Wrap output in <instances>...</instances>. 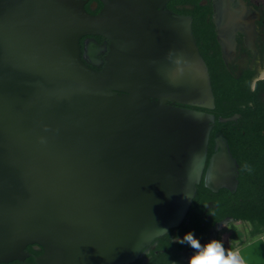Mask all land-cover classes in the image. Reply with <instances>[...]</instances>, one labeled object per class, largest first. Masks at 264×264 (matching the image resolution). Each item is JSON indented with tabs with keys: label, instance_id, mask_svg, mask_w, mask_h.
<instances>
[{
	"label": "water",
	"instance_id": "1",
	"mask_svg": "<svg viewBox=\"0 0 264 264\" xmlns=\"http://www.w3.org/2000/svg\"><path fill=\"white\" fill-rule=\"evenodd\" d=\"M169 1L93 14L87 0H0V263L36 245L38 264H131L184 220L215 116L175 104L213 109L215 95L193 19ZM85 36L109 42L101 70ZM216 148L207 186L234 190L223 136ZM238 250L264 264V235Z\"/></svg>",
	"mask_w": 264,
	"mask_h": 264
},
{
	"label": "flooded vegetation",
	"instance_id": "2",
	"mask_svg": "<svg viewBox=\"0 0 264 264\" xmlns=\"http://www.w3.org/2000/svg\"><path fill=\"white\" fill-rule=\"evenodd\" d=\"M103 7V0H87L86 9L90 13H98ZM167 8L175 13L192 17L193 33L208 67L211 83L214 80L220 87L226 86L228 89L243 91L250 87L252 91H257L255 97H258L264 105V84L259 85L260 81L263 80L256 83L253 90V82L264 69V0H171L168 2ZM81 46L85 63L95 70H101L106 63L105 56L109 52V42L102 36H85L81 39ZM240 101L239 97L233 102L229 101V104H240ZM175 105L215 116V107L204 109L179 103ZM239 106L244 110L247 108L245 103ZM235 115H239V117L234 119L236 121L230 127L233 130H238L241 128L239 124L244 116L241 113ZM212 125L206 164L199 183L203 184V188L199 192L197 187L195 197L184 220L178 226L171 228L165 235L148 244L137 259H144L145 262L152 261L153 255L165 252V250L159 249L161 243L170 240L173 245H178L179 243L175 242L174 238L183 239L188 232H193L195 237L208 233L210 239H217L219 229L223 225L234 226L237 221H242L247 222L251 227L248 221L229 216L224 220L217 219L221 215V203L225 202L227 207H232L236 203L239 196L240 178L246 175V171L241 170L242 166L236 157V153L246 155L247 149L243 147L233 148L223 133H212L215 128V121ZM220 136H223L227 141L228 152L236 161L238 186L234 190L221 188L214 191L207 186V170L211 158L217 152V139ZM259 153L264 155V148L260 149ZM260 160L264 161V156L260 157ZM261 169L260 174H264V163ZM198 192L200 193L199 196ZM262 235L253 237L251 241ZM186 246L187 244H183L180 249L181 262L175 261L172 264H185L188 261L194 250L185 252ZM26 252L28 255L22 260L0 264H38L37 258L44 251L36 245H29Z\"/></svg>",
	"mask_w": 264,
	"mask_h": 264
},
{
	"label": "trees",
	"instance_id": "3",
	"mask_svg": "<svg viewBox=\"0 0 264 264\" xmlns=\"http://www.w3.org/2000/svg\"><path fill=\"white\" fill-rule=\"evenodd\" d=\"M261 84H264V80L260 81L259 85ZM212 88L215 95L216 117L215 128L212 133H223L233 148L243 147L247 149L246 155L236 153V157L241 166L248 164L253 169L248 174L246 171V175L240 178L239 196L235 205L227 207L224 204L225 202L221 203V215L217 219L224 220L229 216L234 219L248 221L252 227L249 237H258L264 234V174H260L264 163L263 160H260V157L264 155L259 153L260 149L264 148V105L258 97H255L257 91H252L250 87L246 91L228 89L226 86L220 87L213 80ZM239 97L240 104L245 103L247 106L245 110L239 106V103L229 104V101L233 102ZM236 113H241L244 118L239 124L241 128L233 130L230 126L236 120L224 122L221 119L232 117ZM197 187L200 192L203 184H199ZM233 229L236 231L237 227L234 225ZM172 245L170 240L161 243L159 249L165 250L164 253L159 252V254L153 255V260L150 262H145L144 259L139 258L132 264H172L175 261L181 262L180 249L183 244Z\"/></svg>",
	"mask_w": 264,
	"mask_h": 264
},
{
	"label": "clouds",
	"instance_id": "4",
	"mask_svg": "<svg viewBox=\"0 0 264 264\" xmlns=\"http://www.w3.org/2000/svg\"><path fill=\"white\" fill-rule=\"evenodd\" d=\"M260 80H264V69L253 82V90ZM241 170L253 171L248 164H244ZM174 240L179 244H187L194 250V253L189 257L188 264H248V260L240 250L226 248L222 240L212 239L202 245L193 232L186 233L183 239L175 237Z\"/></svg>",
	"mask_w": 264,
	"mask_h": 264
},
{
	"label": "rangeland",
	"instance_id": "5",
	"mask_svg": "<svg viewBox=\"0 0 264 264\" xmlns=\"http://www.w3.org/2000/svg\"><path fill=\"white\" fill-rule=\"evenodd\" d=\"M225 226L220 227L217 239L222 240L226 248L239 249L253 238L249 237L251 227L247 222L237 221L235 223L236 231H234L233 226ZM185 264H188V261Z\"/></svg>",
	"mask_w": 264,
	"mask_h": 264
}]
</instances>
